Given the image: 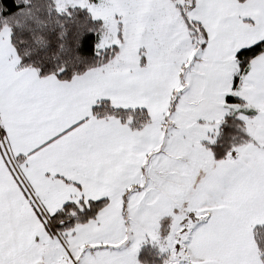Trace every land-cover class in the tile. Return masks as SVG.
Here are the masks:
<instances>
[{
	"label": "snow or ice",
	"instance_id": "6c2138e0",
	"mask_svg": "<svg viewBox=\"0 0 264 264\" xmlns=\"http://www.w3.org/2000/svg\"><path fill=\"white\" fill-rule=\"evenodd\" d=\"M0 264H264V0H0Z\"/></svg>",
	"mask_w": 264,
	"mask_h": 264
}]
</instances>
